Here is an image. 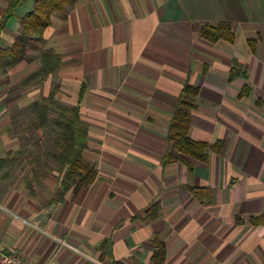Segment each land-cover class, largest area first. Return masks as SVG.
Masks as SVG:
<instances>
[{
	"label": "crops",
	"instance_id": "1",
	"mask_svg": "<svg viewBox=\"0 0 264 264\" xmlns=\"http://www.w3.org/2000/svg\"><path fill=\"white\" fill-rule=\"evenodd\" d=\"M18 8L0 48L20 32ZM221 23L231 25L233 43L200 37L202 26ZM40 50L58 55L60 67L41 88L20 87ZM29 56L0 74V159L22 149L21 111L55 87L58 103L79 108L83 156L97 175L62 203L54 201L56 172L33 181L30 193L24 180L38 166L26 145V159L0 173L1 250L32 264H110L97 250L109 240L117 264H153L151 239L160 235L164 264H264V225L251 224L264 214V0H77L53 13ZM235 64L247 79L228 80ZM185 85L199 90L188 137L223 143L206 151V163L192 161V173L161 164ZM245 85L250 93L240 97ZM190 187L211 189L212 203L197 202ZM152 205L159 219H135Z\"/></svg>",
	"mask_w": 264,
	"mask_h": 264
},
{
	"label": "trees",
	"instance_id": "2",
	"mask_svg": "<svg viewBox=\"0 0 264 264\" xmlns=\"http://www.w3.org/2000/svg\"><path fill=\"white\" fill-rule=\"evenodd\" d=\"M23 0H7L3 15L0 18V35L7 22L14 16L16 9ZM77 0H33L32 11L20 19V32L10 47L0 48V74L7 73L22 62H30L32 58L29 51L40 42L42 33L50 25L53 13L63 11L65 7H71ZM229 23H221L215 27L202 26L200 37L211 43L224 40L233 43L234 35ZM255 39L248 44L253 49ZM39 67L20 84V87H28L37 84L42 87L44 81L53 76L61 65V58L51 50H40L37 57ZM235 63V62H234ZM236 67V68H235ZM235 78L247 79L246 72H241V67L234 65L229 72V81ZM57 88H53L48 96L40 95L38 100L31 103L21 111L28 121H21L17 129L23 132L22 149L17 157L11 153L0 159V173L13 171L19 159H26V145L34 146L33 164L38 166V172L33 171L31 180H24L27 190L32 193V182L43 175L56 172L59 175L57 191L54 195L56 203H62L68 193L72 195L91 185L96 179V169L93 164L84 159L87 149L88 130L82 123L80 111L77 106L66 107L56 101ZM198 88L185 85L176 98L172 117L166 133L167 150L161 160L162 166L171 163H182L188 173L193 171V162L206 163L207 150L219 153L223 143L218 141L213 145L193 141L188 137L191 111L195 108V99L198 96ZM250 89L243 86L240 97L249 95ZM18 123V122H17ZM50 132L52 136L45 135ZM46 136V138H45ZM44 137V140H43ZM26 141L27 144L24 142ZM43 143V144H42ZM45 145L51 148L45 149ZM171 150L176 154L171 153ZM43 154H41V153ZM190 194L202 205L212 203V190L203 187H190ZM160 218L158 205H152L143 215H136L135 219L147 223ZM253 225H264V214L252 219ZM154 253L151 255L153 264H164L166 245L160 235H154L151 239ZM101 252L100 259H108L110 264H117L111 252V242L104 240L97 247Z\"/></svg>",
	"mask_w": 264,
	"mask_h": 264
},
{
	"label": "built area",
	"instance_id": "3",
	"mask_svg": "<svg viewBox=\"0 0 264 264\" xmlns=\"http://www.w3.org/2000/svg\"><path fill=\"white\" fill-rule=\"evenodd\" d=\"M0 264H32L16 252H5L0 249Z\"/></svg>",
	"mask_w": 264,
	"mask_h": 264
},
{
	"label": "rangeland",
	"instance_id": "4",
	"mask_svg": "<svg viewBox=\"0 0 264 264\" xmlns=\"http://www.w3.org/2000/svg\"><path fill=\"white\" fill-rule=\"evenodd\" d=\"M28 3H29V4L32 3V0H24V1H23L22 5L18 8V11H17V14H18V15H21V14L24 15L26 12H28V11L31 9V8H30V9H27V8H26V6H27ZM18 117H19V116H18ZM21 117H22V118H21L22 121H28V120H26L27 117H26L25 115H21ZM21 119H20V120H21ZM44 134H45V135H48V136H50V137L52 136V134H51L50 132H45ZM45 138H46V136H45ZM43 140H44V137H43ZM24 143L27 144L26 141H25ZM42 144H43V143H42ZM43 146H44V145H43ZM44 148H45V149H49V148H51V147H50V145H45ZM40 153H41V152H40ZM41 154H43V153H41ZM31 156H32V154H31ZM29 158H30V157H29Z\"/></svg>",
	"mask_w": 264,
	"mask_h": 264
}]
</instances>
